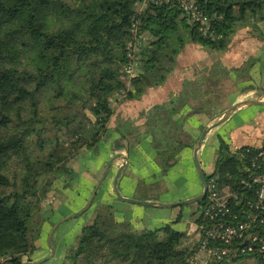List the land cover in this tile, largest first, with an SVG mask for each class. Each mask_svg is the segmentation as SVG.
Masks as SVG:
<instances>
[{
	"label": "trees",
	"instance_id": "obj_1",
	"mask_svg": "<svg viewBox=\"0 0 264 264\" xmlns=\"http://www.w3.org/2000/svg\"><path fill=\"white\" fill-rule=\"evenodd\" d=\"M145 1L143 9L136 11L135 6ZM193 2L208 19L206 35L177 0L161 4L0 0V264L29 261L34 242L54 227L46 201L74 184L73 162L83 151H94L106 135L113 114L111 100L121 91L126 99H134L147 88L163 85L186 44L218 54L229 47L238 28L264 23V0ZM136 20L145 40L139 51L140 72L127 90L124 68ZM209 74L216 78L225 71L215 69ZM193 87L185 82L181 94L164 107L171 120L182 113ZM205 108L201 105L194 111ZM178 122H171L170 135L156 139L160 176L167 175L182 151L192 145L180 139L184 133ZM254 154L255 148L232 152L221 141L214 172L205 176L206 183L213 180L217 189L228 188L253 199L240 180ZM207 200L205 196L194 203L197 211L207 207ZM197 211L191 213L195 224L191 235L172 225L137 232L99 213L65 248L62 264H98L96 250L103 245L99 242L112 244L114 258L122 264H188L205 224L196 217ZM246 261L264 264L258 255L236 258L230 264Z\"/></svg>",
	"mask_w": 264,
	"mask_h": 264
},
{
	"label": "crops",
	"instance_id": "obj_2",
	"mask_svg": "<svg viewBox=\"0 0 264 264\" xmlns=\"http://www.w3.org/2000/svg\"><path fill=\"white\" fill-rule=\"evenodd\" d=\"M215 69L225 71V75L211 76L210 71ZM185 82L193 84V94L182 113L171 120L164 107L181 94ZM113 100L106 135L94 151H83L73 162L76 181L46 201L52 211L49 221L53 226L60 223L51 245L48 236L54 227L34 242L35 252L25 262L62 264L65 248L77 234V225L78 230L88 226L99 213L112 218L115 224L129 223L137 232L172 225L185 235L193 234L194 221L187 220L183 206L137 205L119 199L116 190L124 199L163 204H177L201 195L203 185L195 165V149L203 131L207 133L198 147L197 161L204 176L214 172L221 141L232 152L264 147V23L238 28L229 47L218 54L186 44L163 85L145 89L138 98L118 96ZM246 101L251 102L239 106ZM201 105L206 108L195 112ZM233 107L236 109L226 121L213 127ZM171 122L180 124L188 136L182 134L180 139L192 145L182 151L167 175L160 176L156 139L171 134ZM163 194H171V198L161 200ZM82 216L85 219L78 224Z\"/></svg>",
	"mask_w": 264,
	"mask_h": 264
},
{
	"label": "built area",
	"instance_id": "obj_3",
	"mask_svg": "<svg viewBox=\"0 0 264 264\" xmlns=\"http://www.w3.org/2000/svg\"><path fill=\"white\" fill-rule=\"evenodd\" d=\"M147 1L161 4L170 0ZM177 1L190 21L199 24L200 32L206 35L209 31L208 19L200 13L193 0ZM140 25L139 20L134 21L131 29L133 37L127 48L129 62L124 68L127 90L130 88L129 81L140 72L139 51L145 40L144 35L138 32ZM125 95V91H121L119 97ZM240 184L252 193L253 199H244L228 188L217 189L213 180L207 184L208 205L198 214L205 224L201 226L200 242L188 257V264H230L236 258L252 255L264 259V148L256 149ZM237 209L238 213L234 212Z\"/></svg>",
	"mask_w": 264,
	"mask_h": 264
},
{
	"label": "water",
	"instance_id": "obj_4",
	"mask_svg": "<svg viewBox=\"0 0 264 264\" xmlns=\"http://www.w3.org/2000/svg\"><path fill=\"white\" fill-rule=\"evenodd\" d=\"M250 102H251V101H249V102L246 101V102L240 104L239 106L244 105V104H246V103H250ZM235 109H236V107H233V108L229 109V110L223 115V117H222L217 123H215V124L213 125V127H214V126H217V125H219V124H221V123H223L224 121H226V119L231 115V113H232L233 111H235ZM206 133H207V131H203L201 137H200L199 140H198L197 147H196V149H195V165H196V167H197V170H198V173H199V176H200V179H201L202 185H203V192L201 193V195H199V196H197V197H195V198H192V199H188V200H185V201L179 202V203H177V204H163V203H149V202L137 201V200H132V199H124V198H122V197L119 195L118 191L115 189L118 198L121 199V200H123V201L129 202V203H133V204H137V205H144V206H157V207H163V208H170V207H175V206H184V205L194 204V203H196V202H198V201L204 199L205 196H206V192H207V183H206V180H205V176H204V174H203V171H202V169H201V167H200V165H199V163H198V161H197V151H198V147L201 145V143H202V141H203V139H204ZM113 160H114V159H113ZM113 160H112V161L110 162V164L108 165V167H107L105 173H104L103 176H102V179L100 180V182L98 183V185H97V187L95 188L94 192L92 193L91 198H90V200H89V202H88V206H90V204H91V202H92V200H93V198H94V196H95L96 190L98 189V187H99L101 181H102L103 178L105 177V174L107 173V170H108V168L110 167V165H111V163L113 162ZM122 168H123V167L120 168V171L122 170ZM59 225H60V223H57V224L54 226V228L52 229V231L50 232V234H49V236H48V244H49V245H51V237H52L54 231L56 230V228H57ZM51 253H53L52 248H51ZM23 264H33V263H32V262H25V263H23Z\"/></svg>",
	"mask_w": 264,
	"mask_h": 264
},
{
	"label": "rangeland",
	"instance_id": "obj_5",
	"mask_svg": "<svg viewBox=\"0 0 264 264\" xmlns=\"http://www.w3.org/2000/svg\"><path fill=\"white\" fill-rule=\"evenodd\" d=\"M135 9H136V11H140V10L143 9V6L138 4V5L135 6ZM112 101L115 103L114 100H111V102ZM160 198H161V200H165L166 198H171V194H163ZM183 209H184V211H187V214H186L187 220L188 221H190V220L193 221L194 220V215H189L188 212H190L191 210L197 211L196 205L192 206V208H187V206H185V207H183ZM199 213H200V211L196 212V214H195L196 217H198ZM84 219H85V216H82L78 220V224H80ZM125 224H128V225L131 226V224L126 223V222H125ZM84 228H85V226H84ZM84 228H81L80 230H78V225H77V227L75 228V231H77V233H80V231H84ZM101 244H103L102 248H100L99 250H96L97 255L96 254L92 255L93 259L95 258V255L99 256L98 259H100V261H99L98 264H122L123 263L120 259L114 258L115 255H116V251L113 249L112 244H110L108 242L107 243L106 242H101ZM93 252H94V250H93ZM250 263H251V261H246L245 264H250Z\"/></svg>",
	"mask_w": 264,
	"mask_h": 264
}]
</instances>
